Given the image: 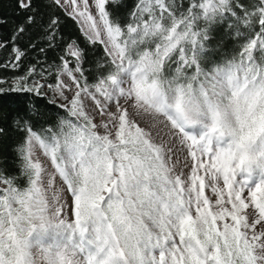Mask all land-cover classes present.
<instances>
[{"label":"rangeland","instance_id":"rangeland-1","mask_svg":"<svg viewBox=\"0 0 264 264\" xmlns=\"http://www.w3.org/2000/svg\"><path fill=\"white\" fill-rule=\"evenodd\" d=\"M56 1L117 66L30 86L72 117L29 132L26 186L0 175V264H264V47L190 65L230 0L167 22L143 0L126 31L108 0Z\"/></svg>","mask_w":264,"mask_h":264},{"label":"trees","instance_id":"trees-1","mask_svg":"<svg viewBox=\"0 0 264 264\" xmlns=\"http://www.w3.org/2000/svg\"><path fill=\"white\" fill-rule=\"evenodd\" d=\"M142 1L108 0L109 22L126 31ZM206 1L156 0L163 10L162 22L192 14ZM229 6L230 10L198 27L201 45L190 65L209 69L234 60L257 36L264 47V0H230ZM70 47L79 52L80 60ZM181 54L179 67L185 68L186 57ZM65 66H79L80 83L93 85L117 64L58 1L29 0L23 5L21 0H0V175L18 187L27 185L22 148L29 132L52 131L62 119L72 117L42 88L30 86L36 81L55 85Z\"/></svg>","mask_w":264,"mask_h":264},{"label":"crops","instance_id":"crops-1","mask_svg":"<svg viewBox=\"0 0 264 264\" xmlns=\"http://www.w3.org/2000/svg\"><path fill=\"white\" fill-rule=\"evenodd\" d=\"M28 1H29V0H28ZM21 2H22V4H23V5H26V4H27V3H26V4H25V3H23V1H22V0H21Z\"/></svg>","mask_w":264,"mask_h":264}]
</instances>
